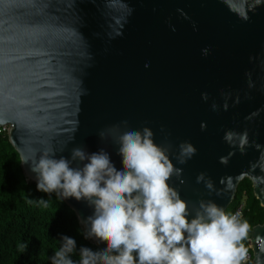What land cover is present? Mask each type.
<instances>
[{
  "label": "water",
  "instance_id": "95a60500",
  "mask_svg": "<svg viewBox=\"0 0 264 264\" xmlns=\"http://www.w3.org/2000/svg\"><path fill=\"white\" fill-rule=\"evenodd\" d=\"M3 127L29 184L22 162L46 151L103 148L121 167L115 136L149 127L191 210L226 212L247 179L264 211V0H0ZM183 143L196 151L178 164ZM60 199L85 229L92 209ZM248 249L264 264V221Z\"/></svg>",
  "mask_w": 264,
  "mask_h": 264
},
{
  "label": "clouds",
  "instance_id": "9594fccd",
  "mask_svg": "<svg viewBox=\"0 0 264 264\" xmlns=\"http://www.w3.org/2000/svg\"><path fill=\"white\" fill-rule=\"evenodd\" d=\"M99 136L103 140L104 131ZM153 137L149 127L119 131L115 144L121 167L103 148L89 153L74 147L68 158L46 151L22 162L29 163L35 174L37 191L83 200L92 209L81 221L86 226L81 232L84 239L107 240L96 250L77 249L73 237L60 234L50 264H240L239 242L247 234V222L239 212L227 214L212 201L201 200L191 210L168 182L180 176L181 169L173 166L168 148ZM195 151L190 144H181L177 163L183 164ZM202 179L203 173L197 182ZM206 187L211 189V183ZM37 203L48 206L43 198ZM77 252L79 259L73 260Z\"/></svg>",
  "mask_w": 264,
  "mask_h": 264
},
{
  "label": "trees",
  "instance_id": "16d2710c",
  "mask_svg": "<svg viewBox=\"0 0 264 264\" xmlns=\"http://www.w3.org/2000/svg\"><path fill=\"white\" fill-rule=\"evenodd\" d=\"M38 198L46 199L48 206L39 205ZM240 203L244 205L242 220L248 224L247 236L252 227L264 221V211L247 179L239 183L226 213L231 214ZM81 232L75 215L55 193L39 192L35 184L26 182L18 155L6 133H0V264H50L49 258L60 246V234L73 237L77 249L103 247L84 239ZM245 237L239 242L242 255L250 252ZM21 245L26 247L21 249ZM72 259H79L78 252Z\"/></svg>",
  "mask_w": 264,
  "mask_h": 264
},
{
  "label": "built area",
  "instance_id": "2783aa9c",
  "mask_svg": "<svg viewBox=\"0 0 264 264\" xmlns=\"http://www.w3.org/2000/svg\"><path fill=\"white\" fill-rule=\"evenodd\" d=\"M7 131V128L6 127H3V128H0V133H6ZM243 203H240L238 204L235 209L231 212V214H234V213H237L239 212L240 213V218L242 219L243 218ZM245 241L247 243V245H249V234L245 237ZM251 262V253H244L243 254V259H241V264H248Z\"/></svg>",
  "mask_w": 264,
  "mask_h": 264
}]
</instances>
